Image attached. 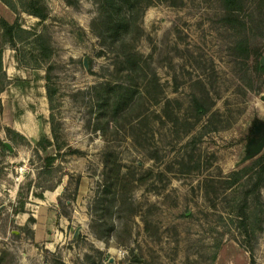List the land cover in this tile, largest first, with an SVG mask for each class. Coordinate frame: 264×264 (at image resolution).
<instances>
[{
	"label": "rangeland",
	"instance_id": "374dc122",
	"mask_svg": "<svg viewBox=\"0 0 264 264\" xmlns=\"http://www.w3.org/2000/svg\"><path fill=\"white\" fill-rule=\"evenodd\" d=\"M72 1L43 0L47 20L21 19L56 49L62 151L49 184L61 182L48 193L35 186L43 156L34 155L37 140L51 137L45 73L19 65L0 36L10 81L0 92V264H251L249 249L264 264V162L251 173H263L258 198L252 184L242 187L251 175L227 190L233 172L264 155L244 161L264 123V0L236 5L259 33L246 67L234 56L239 29L223 21L224 0H152L141 30L117 45L91 30L95 0ZM0 14L11 21L1 5ZM117 53L144 70L127 77ZM121 83L134 99L114 114Z\"/></svg>",
	"mask_w": 264,
	"mask_h": 264
},
{
	"label": "trees",
	"instance_id": "16d2710c",
	"mask_svg": "<svg viewBox=\"0 0 264 264\" xmlns=\"http://www.w3.org/2000/svg\"><path fill=\"white\" fill-rule=\"evenodd\" d=\"M68 6L76 7V3L72 0H63ZM78 1V0H76ZM98 3V17L92 23V32L101 40H111L115 45L121 43L122 37L131 30H141L138 21L143 15L144 10L152 4V0H95ZM0 5L7 8L11 13V21L0 14V36L4 43H7V49L15 51L18 55V63L21 66L30 69L43 70L45 73V92L46 100L49 107V126L51 131V137L41 136L37 140L34 155L41 158L42 154V166L36 170V188L42 192L54 191L61 181H56L54 184H49L52 180V176L58 171L56 165L57 160L60 157L62 147L58 142V134L60 131V123L54 114L55 110V91L52 83V73L54 71V65L49 61L56 54V49L52 44L50 36L44 32H35L27 30L23 27L21 19L23 15H28L39 19L44 22L47 20L49 14L47 7L43 3V0H0ZM237 6L242 7L240 0H224L220 3L221 10L223 11V21L229 25L239 29V38L234 45V56L238 58L242 66L246 67L247 62L252 56L254 40L256 36H259L258 31L253 26H249L237 15ZM25 43L33 47L37 56L26 59L24 51H22L18 44ZM6 48L0 47V92H3L9 84V80L6 77V73L3 67V52ZM23 53V55H22ZM26 59V61H24ZM117 62L121 65L127 64V67L119 71L126 72L127 77L133 74H137L138 71H143V66L140 62L132 61L127 54L117 53ZM45 66H44V64ZM264 72V67H261ZM250 86V85H249ZM134 87L129 83H121L115 87V99H112L115 104L114 114H119L125 109V107L133 100ZM113 91V90H110ZM108 102V99L105 103ZM193 103L195 104L200 118L207 115L210 112V108L198 97H193ZM219 116L218 113L213 112L210 114L209 121ZM7 133L17 135L16 131L7 129ZM55 148L54 154L51 153V149ZM110 156V155H108ZM264 162V155L250 170H240L233 172L232 177L234 179L227 182V190L233 189L236 186L237 181L244 180L248 175H251L253 171L259 168ZM263 173L258 171L251 175L242 184V187L252 184L250 190L256 193V197L260 196V183L263 180ZM70 180V179H69ZM76 192V191H75ZM233 191V194L236 193ZM39 199H42V195H39ZM246 196L242 198V203L246 202ZM23 212V211H21ZM32 218L29 222H33ZM251 256V264H255L253 251L249 249Z\"/></svg>",
	"mask_w": 264,
	"mask_h": 264
},
{
	"label": "water",
	"instance_id": "95a60500",
	"mask_svg": "<svg viewBox=\"0 0 264 264\" xmlns=\"http://www.w3.org/2000/svg\"><path fill=\"white\" fill-rule=\"evenodd\" d=\"M262 62H264V57L262 59ZM85 68L87 69V61L85 60ZM256 134H262V136L259 139H255L252 141L250 147H249V154L245 157L244 161L251 160L255 156H257L259 153H261L264 149V123H260L255 129ZM5 147L11 151V148L8 144H5Z\"/></svg>",
	"mask_w": 264,
	"mask_h": 264
},
{
	"label": "flooded vegetation",
	"instance_id": "af4514ba",
	"mask_svg": "<svg viewBox=\"0 0 264 264\" xmlns=\"http://www.w3.org/2000/svg\"><path fill=\"white\" fill-rule=\"evenodd\" d=\"M261 136H262V134L260 133V134L254 135L253 137L256 138V139H259Z\"/></svg>",
	"mask_w": 264,
	"mask_h": 264
},
{
	"label": "crops",
	"instance_id": "0c3cea01",
	"mask_svg": "<svg viewBox=\"0 0 264 264\" xmlns=\"http://www.w3.org/2000/svg\"><path fill=\"white\" fill-rule=\"evenodd\" d=\"M47 192V191H46ZM53 192H50V194H52ZM56 198V197H55Z\"/></svg>",
	"mask_w": 264,
	"mask_h": 264
},
{
	"label": "bare ground",
	"instance_id": "6f19581e",
	"mask_svg": "<svg viewBox=\"0 0 264 264\" xmlns=\"http://www.w3.org/2000/svg\"><path fill=\"white\" fill-rule=\"evenodd\" d=\"M48 193V192H47Z\"/></svg>",
	"mask_w": 264,
	"mask_h": 264
}]
</instances>
